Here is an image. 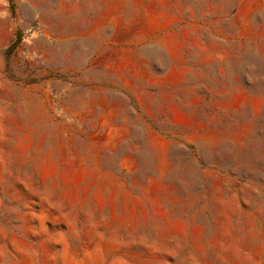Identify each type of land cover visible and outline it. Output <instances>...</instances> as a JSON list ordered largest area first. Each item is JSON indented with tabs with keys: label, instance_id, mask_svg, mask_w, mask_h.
<instances>
[{
	"label": "rangeland",
	"instance_id": "obj_1",
	"mask_svg": "<svg viewBox=\"0 0 264 264\" xmlns=\"http://www.w3.org/2000/svg\"><path fill=\"white\" fill-rule=\"evenodd\" d=\"M0 264H264V0H0Z\"/></svg>",
	"mask_w": 264,
	"mask_h": 264
}]
</instances>
